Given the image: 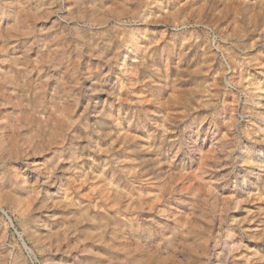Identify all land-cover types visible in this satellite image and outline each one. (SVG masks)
<instances>
[{
    "label": "rangeland",
    "instance_id": "1",
    "mask_svg": "<svg viewBox=\"0 0 264 264\" xmlns=\"http://www.w3.org/2000/svg\"><path fill=\"white\" fill-rule=\"evenodd\" d=\"M0 264H264V0H0Z\"/></svg>",
    "mask_w": 264,
    "mask_h": 264
},
{
    "label": "water",
    "instance_id": "2",
    "mask_svg": "<svg viewBox=\"0 0 264 264\" xmlns=\"http://www.w3.org/2000/svg\"><path fill=\"white\" fill-rule=\"evenodd\" d=\"M5 215V214H4ZM6 216V215H5Z\"/></svg>",
    "mask_w": 264,
    "mask_h": 264
}]
</instances>
